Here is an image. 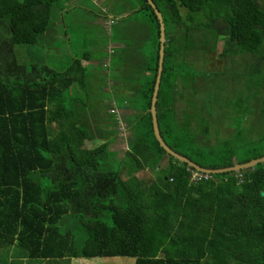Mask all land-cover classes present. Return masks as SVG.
<instances>
[{
  "label": "trees",
  "instance_id": "16d2710c",
  "mask_svg": "<svg viewBox=\"0 0 264 264\" xmlns=\"http://www.w3.org/2000/svg\"><path fill=\"white\" fill-rule=\"evenodd\" d=\"M152 1L165 26L156 102L165 143L207 169L263 156L264 128L255 139L244 137L254 130L245 119L251 120L252 106L262 104L264 125L262 0ZM59 2L0 0V255L14 247L13 253L47 264H264V163L192 181L195 170L168 155L153 135L148 109L159 24L147 0H131L145 17L139 49H129V36L110 34L125 49L106 53L117 81L100 87L102 97L87 95L81 61L88 55L59 59L46 51L44 36L55 28ZM219 42L218 56L250 55L244 71L257 76L226 99L223 117L231 133L222 139L216 128L221 116L212 120L205 112L206 102L222 91L220 74L191 67L192 55L215 52ZM16 45L28 63L18 58ZM139 54L142 62L135 59ZM133 80L136 86L128 84ZM209 85L214 90H203L192 107L187 90ZM80 90L106 111L104 119L96 117L101 122L69 103L84 99ZM111 97L133 112L121 158L110 149L120 132L116 113L102 104ZM212 126L216 141L210 143Z\"/></svg>",
  "mask_w": 264,
  "mask_h": 264
},
{
  "label": "rangeland",
  "instance_id": "374dc122",
  "mask_svg": "<svg viewBox=\"0 0 264 264\" xmlns=\"http://www.w3.org/2000/svg\"><path fill=\"white\" fill-rule=\"evenodd\" d=\"M124 2H126V0H124ZM261 5L264 6V0L261 1ZM79 6L82 7L80 4H79ZM61 7H62V1L60 0L59 3H56L54 5L53 21H55L56 18H58V20L63 19V21L65 22V25H66L67 32H68V34L71 35L70 46H71L72 51L77 52V54L82 53L83 50L87 47V45H89V43H88L89 41L91 43H95L94 40H89L90 37L94 34L93 23L91 22L95 18L93 16V12H86V11H80L79 9H75L72 12L63 13L61 16V13L59 14V10H58ZM118 8H120V7H118ZM116 14L119 15L118 11ZM136 18L141 21L140 18H145V17L140 12L139 15L136 16ZM125 24L127 27L130 24L133 25L131 20L128 18H125ZM53 30H54L53 35H55L54 38L56 36H58L62 31V29H58V28H54ZM117 31L120 32L119 28H117L116 26H113L111 28L112 33H115ZM96 32H100V29L96 30ZM49 43H50L49 45H51V50L49 52L50 55H54L55 53L62 55V52H64V50L68 49L65 39L61 40L60 36L56 37L55 39H51V41ZM99 46H101V45L98 44V46L96 47L97 50H100ZM53 48H56V49H53ZM221 48H222V42H219V44L217 46V50L215 52H209L206 54L199 52L198 54L196 53V54L191 56V59L195 60L194 63L191 64V67H195V65L197 64L199 66H202V68L205 70H211L212 72L217 71L220 74L221 80H220L219 85L223 86L222 91H221V93H219V96L216 97L215 101H207L206 102L207 109L205 111L206 115L209 113V116H207V117L212 119V120H215V119L217 120L218 117L221 116L216 121V122H218V125L216 128L219 130L218 137L220 139L228 137L229 134L231 133V130H230L229 126L227 125L226 120L223 117L226 99L233 96V90L235 88L243 87L245 79L246 80L248 79V82L255 83L256 77H257L256 73H254L256 71L250 72V73H247L244 71V68H246L245 66L252 61V57L250 55L239 54V55H234V56L220 57V56H218V54H219ZM15 49L17 51L18 58L21 61H25L26 63H28L29 58L24 55V53L22 51V46L16 45ZM85 53H88V51ZM96 53H99L97 56L95 55V57H97V58H100L101 56L106 55V53H103L102 51H97ZM107 57L111 58L110 55ZM117 57H121V56H117ZM138 57H139V59L137 61L142 62V60H143L142 55L139 54ZM202 57L204 58V61L202 60ZM114 60H115V58L111 59L112 64H114ZM64 62H65L64 63V66H65L66 61H64ZM121 62H123V60ZM50 63H51V60H50ZM96 66H94L92 63L89 66H87V77H86L87 88H86V91L88 92V94H87L88 96L90 94H92L93 96H96V97H98V96L102 97L100 94V91H99L100 87L103 84H108L109 81H110V83H112V82L115 83L117 75H116V71L113 69L112 66L109 68H104V69L103 68L100 69L99 67H96ZM262 68L264 69V66H262ZM102 70H104L106 73H102L103 72ZM245 73L250 74L249 75L250 77L245 78ZM235 77L238 78L239 80L233 81V79H235ZM199 80H198V82H199L198 85L200 86L201 81H199ZM129 82L130 83H128V84H130L131 86H136L135 80L129 81ZM190 86H193V85H190ZM194 89H195L194 87H191V88H189V90H187V94L189 95L190 104L192 107L194 105L195 106L197 105V103H198V101H200L201 97H204V92H202L203 90H207L209 92H212L214 90V86L209 85L207 88L201 89L199 92L197 91L196 93L195 92L193 93ZM255 90H256V88L252 87L250 91L254 93ZM80 91H81L80 94L82 95L83 90H80ZM234 91L236 92V90H234ZM245 91H246V88H245ZM70 94H72L71 91H70ZM74 94H75V92H74ZM82 96L84 99L82 101H79V102L75 101V100L73 101L72 99H70L69 103H71V106L74 107L75 109H80L83 112H85V110H86V114H88L86 117L89 119H93L94 124H96L97 122H101V121L97 120V118L101 117V119H104L107 116L105 114L106 111H104V108L103 107H97V106H100L98 103L91 105V99L88 100L87 98L84 97L85 95H82ZM240 96H241V94L238 97L236 96V100L239 99ZM128 99L129 100L135 99L134 101H136L137 97L135 95H133V96L129 95ZM137 102H138V100H137ZM238 102L240 104L243 103L242 100L238 101ZM244 104H245L244 106H248V102L247 103L245 102ZM249 104H250V102H249ZM104 105L107 106L106 104H104ZM244 106L242 109H244ZM261 106H262V104L261 105H255L254 107L252 106L253 114L251 116V120H250L249 115L245 117L247 124L251 125V127L254 128V130L252 132H251L250 128L248 129L247 133L244 135V137L246 139H251V140L255 139L254 137L258 133H261L260 131L263 130V128H264L263 127L264 125L261 122V120H262L261 119V112H262ZM98 108H100V109H98ZM93 112H94V114H93ZM240 114H241V111H240ZM107 123H109V122H107ZM118 124L121 128H125L127 123L125 121H123L122 119H120ZM95 127H96V125H95ZM214 129H215L214 126H212L210 128V131H211V134L209 137L210 143L216 141V136L213 133ZM125 136L128 138L127 132H125L123 134V138ZM124 147L126 148V146H124ZM119 155H120L119 156L120 158L123 156L122 153H120ZM110 161L113 165L116 164V159L111 158ZM150 174H152L151 171H150ZM0 256H2V255H0ZM3 256H6V255H3ZM119 259H117V260H119ZM62 264H64V263H62Z\"/></svg>",
  "mask_w": 264,
  "mask_h": 264
},
{
  "label": "crops",
  "instance_id": "0c3cea01",
  "mask_svg": "<svg viewBox=\"0 0 264 264\" xmlns=\"http://www.w3.org/2000/svg\"><path fill=\"white\" fill-rule=\"evenodd\" d=\"M62 1V7L59 10V14L61 13V16L65 12H72L75 9H79L80 11H86V12H93V16L95 17L91 22L93 23L94 27V34L90 37L89 40H94L95 43L88 42L89 45L83 50L82 53L77 54V52H73L70 46V39L71 35L68 34L65 22L63 19L55 20L54 27H58L62 29L61 33L58 35L60 36L61 40L65 39L67 43V50H64L61 54H54L57 58H66V57H73L74 56H80V55H87L88 54V60L82 59L81 64L83 66H89L91 63L99 67L100 69H104L108 67L109 57L106 55L101 56L100 58L95 57L99 53H96L97 51H102L103 53H109V54H115V53H123L124 52V44L116 43L111 40V28L113 26H116L119 28L122 35L129 36L128 43H132V46H129V49H139L142 39L144 38L146 34V27L144 25V18H140L138 20L136 18L137 15H139L138 7L135 8L134 4L131 2V0H61ZM64 3V4H63ZM79 4L82 6L80 7ZM126 4V5H125ZM125 5V6H124ZM120 7V8H118ZM119 13L117 15L116 13ZM125 18H128L131 20L133 25H129L128 27L125 24ZM100 32H96V30H99ZM54 30L47 32L44 36V40H47V42H50L51 39H55L53 35ZM106 39V40H105ZM141 42V43H140ZM50 44V43H49ZM99 46L100 50H97V46ZM140 44V45H139ZM91 46V47H90ZM56 49V48H53ZM51 50V45H48L47 47V53L49 54ZM128 50V49H126ZM88 53H85L87 52ZM136 51V50H135ZM136 60L139 59L138 55L135 57ZM105 64V65H104ZM102 73H106L104 70ZM100 101V100H99ZM102 104H106L110 110L115 111L116 113V119L119 120L122 119L125 121L126 127L121 128L119 124L117 125L120 130V132L117 133V135L113 138L112 143H110V149L112 151H116L119 155L120 153H124L125 149H127L126 141L127 137L125 136L123 138V134L127 132V136H129L130 131L128 129L130 119L129 117L133 116V112L126 108H119L116 105L115 100L111 97L109 99L102 100ZM122 122V121H121ZM124 139V140H123ZM125 142V143H124ZM99 143V142H98ZM97 143V144H98ZM126 146V148L124 147ZM14 248V247H13ZM9 251L6 256H0V264H47L48 261H35L29 259L23 252L18 251L17 253H13V249Z\"/></svg>",
  "mask_w": 264,
  "mask_h": 264
},
{
  "label": "water",
  "instance_id": "95a60500",
  "mask_svg": "<svg viewBox=\"0 0 264 264\" xmlns=\"http://www.w3.org/2000/svg\"><path fill=\"white\" fill-rule=\"evenodd\" d=\"M147 3L151 6L153 9L155 16L158 20L159 24V49H158V64H157V71H156V77L153 87V92L150 100V107L148 109L150 116H151V124H152V131L153 135L158 142L159 146L170 156H172L174 159L178 160L181 163H185L187 167L192 168L193 170L199 172V173H205V174H219V173H225V172H238L240 170L245 169H251L254 166H256L259 163H264V155L252 159L245 163H234L232 166L225 167V168H219V169H207L202 168L199 165L195 164L193 161L188 159L187 157L180 155L173 151L168 145L165 143L163 138L161 137L159 127H158V121H157V115H156V102H157V95L159 90V84L161 79V74L163 70V58H164V43H165V26L163 23V18L161 15V12L157 9L156 5L152 0H147ZM262 195H264V192H262Z\"/></svg>",
  "mask_w": 264,
  "mask_h": 264
},
{
  "label": "built area",
  "instance_id": "2783aa9c",
  "mask_svg": "<svg viewBox=\"0 0 264 264\" xmlns=\"http://www.w3.org/2000/svg\"><path fill=\"white\" fill-rule=\"evenodd\" d=\"M112 111H113V110H112ZM200 178H207V175L204 174V173H199V172H197V171L192 172V174H191V180H192V181H196V180H198V179H200Z\"/></svg>",
  "mask_w": 264,
  "mask_h": 264
},
{
  "label": "bare ground",
  "instance_id": "6f19581e",
  "mask_svg": "<svg viewBox=\"0 0 264 264\" xmlns=\"http://www.w3.org/2000/svg\"><path fill=\"white\" fill-rule=\"evenodd\" d=\"M205 174V173H204ZM206 175H211V174H206Z\"/></svg>",
  "mask_w": 264,
  "mask_h": 264
}]
</instances>
